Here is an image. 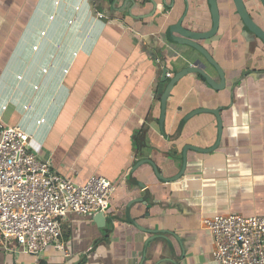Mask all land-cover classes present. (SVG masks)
Masks as SVG:
<instances>
[{"label": "crops", "instance_id": "0c3cea01", "mask_svg": "<svg viewBox=\"0 0 264 264\" xmlns=\"http://www.w3.org/2000/svg\"><path fill=\"white\" fill-rule=\"evenodd\" d=\"M216 1L218 28L197 42L222 68L224 87L198 72L182 75L162 132L165 68L173 75L206 61L170 41L169 27L208 30L207 0H0V122L26 131L58 173L77 183L102 175L115 185L104 221L62 217L66 252L0 246V264H218L202 218L264 214V44L233 0ZM243 1L264 29L260 0ZM205 70L219 81L212 65ZM199 108L221 116L209 151L193 149L217 138L215 115Z\"/></svg>", "mask_w": 264, "mask_h": 264}, {"label": "built area", "instance_id": "2783aa9c", "mask_svg": "<svg viewBox=\"0 0 264 264\" xmlns=\"http://www.w3.org/2000/svg\"><path fill=\"white\" fill-rule=\"evenodd\" d=\"M114 188L102 175L77 183L58 173L32 149L26 131L0 122V241L5 250L38 255L52 244L66 252L62 217L105 213ZM202 225L212 235L211 255L218 264H264V214L219 213L203 217Z\"/></svg>", "mask_w": 264, "mask_h": 264}, {"label": "water", "instance_id": "95a60500", "mask_svg": "<svg viewBox=\"0 0 264 264\" xmlns=\"http://www.w3.org/2000/svg\"><path fill=\"white\" fill-rule=\"evenodd\" d=\"M236 11L239 14V17L245 26L246 30H248L250 33H252L254 36H256L263 44H264V29H262L251 17L250 13L248 12L245 2L243 0H233ZM261 5L264 9V0H260ZM208 7L211 12V18H212V26L205 31L197 32L192 31L189 29L184 28L180 22H177L175 24H172L169 27V32L167 33V38L174 42V43H180V44H188L195 48L206 60L201 61L200 59H195L191 64L188 66L182 68L181 70L177 71L173 75H167L166 68L165 72H163V77L166 79V85L165 88L161 94V100H160V117H159V126L160 130L164 132L163 124H164V115H165V108H166V100L169 95V92L173 86V84L184 74L188 72H198L201 74L205 81L212 86L213 88L220 89L224 87V73L222 68L219 66V64L216 62V60L213 58V56L206 50L201 44L197 42L199 39H206L213 36L218 28L219 23V11L217 6L216 0H207ZM173 32H177V35L172 34ZM206 63L212 65L215 70L218 73L219 81H216L212 79V77L208 74L206 69ZM198 111H209L213 113L216 117L217 121V138L214 144L208 148H199L194 146L193 149L198 151H209L216 147L220 140V133L222 128V122H221V116L219 113V108L215 109H208V108H199L195 110V112ZM184 167V165H183ZM182 169L175 175L172 176L171 179H176L181 175ZM154 170L156 172V168L154 167ZM94 218L97 221H104V214L103 212L99 211L94 214Z\"/></svg>", "mask_w": 264, "mask_h": 264}, {"label": "rangeland", "instance_id": "374dc122", "mask_svg": "<svg viewBox=\"0 0 264 264\" xmlns=\"http://www.w3.org/2000/svg\"><path fill=\"white\" fill-rule=\"evenodd\" d=\"M0 246L2 247L1 241H0Z\"/></svg>", "mask_w": 264, "mask_h": 264}]
</instances>
